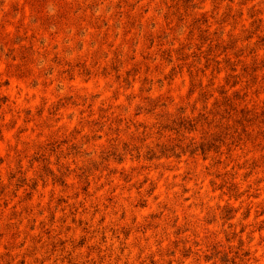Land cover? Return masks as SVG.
<instances>
[{
  "label": "rangeland",
  "instance_id": "1",
  "mask_svg": "<svg viewBox=\"0 0 264 264\" xmlns=\"http://www.w3.org/2000/svg\"><path fill=\"white\" fill-rule=\"evenodd\" d=\"M0 264H264V0H0Z\"/></svg>",
  "mask_w": 264,
  "mask_h": 264
},
{
  "label": "trees",
  "instance_id": "2",
  "mask_svg": "<svg viewBox=\"0 0 264 264\" xmlns=\"http://www.w3.org/2000/svg\"><path fill=\"white\" fill-rule=\"evenodd\" d=\"M242 114H243V118H244L246 115L249 114V112H244V111H242ZM243 121H245V118L243 119ZM202 149H203V151H205L204 146H203Z\"/></svg>",
  "mask_w": 264,
  "mask_h": 264
}]
</instances>
